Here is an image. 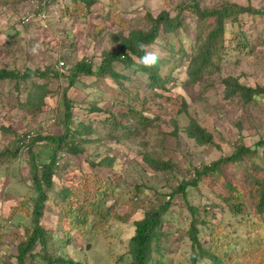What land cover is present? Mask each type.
Listing matches in <instances>:
<instances>
[{
	"label": "rangeland",
	"instance_id": "374dc122",
	"mask_svg": "<svg viewBox=\"0 0 264 264\" xmlns=\"http://www.w3.org/2000/svg\"><path fill=\"white\" fill-rule=\"evenodd\" d=\"M224 1L263 13L244 12L226 19L219 58L193 80L189 75L193 60L216 24L213 16L199 19L188 4L215 9ZM161 12L178 17L180 24L176 30L160 28L146 44L160 54L156 83L132 59L134 64L128 67L115 60L109 63L122 76L83 75L69 86L76 62L87 60L97 70L104 57L118 53L126 39L134 45L140 33L150 30L147 14L155 17ZM2 68L51 69L60 76L35 79L44 83L46 93L39 92L33 105L27 104L29 83L19 82L16 91L14 80H0V264H18L17 244L31 227L25 209L33 206L36 196L28 148L23 146L12 154L16 138L25 132L31 137L60 132L64 92L73 102L75 124L82 122L91 129L77 139L80 152L63 151L40 222L47 231V254L80 264H126L131 258L134 221L191 180L195 168L232 153L240 143L254 148L264 138V93L246 103L239 94L230 95L224 83L233 78L264 89V0H95L85 17L71 9V0H0ZM191 119L212 134V144L198 143L188 134ZM33 150L41 162L52 153L44 140ZM145 157L170 161L172 168L155 170ZM246 168L252 180L261 179L264 185V147H257L256 153L239 163L223 164L218 180L213 174L204 176L196 186H187L186 198L180 192L170 198V206L161 216L159 236L153 241L157 244L153 257L159 264H191L194 246L189 234L194 218L204 247L215 245L212 231L218 236L226 234L231 243L263 234L262 228L252 226L248 232V225L264 227V220L251 213L250 190L254 187L250 189L245 179ZM86 175L101 180L100 188L91 186L101 211L78 226L66 213V205L59 202V192ZM226 181L239 182L243 193L248 192L243 215L230 213ZM188 204L198 209L195 217ZM126 212L132 213L127 221L117 218ZM40 249L37 245L34 251L41 253ZM228 262L264 264V255ZM25 264L48 263L41 257L26 256ZM196 264L213 263L201 257Z\"/></svg>",
	"mask_w": 264,
	"mask_h": 264
},
{
	"label": "trees",
	"instance_id": "16d2710c",
	"mask_svg": "<svg viewBox=\"0 0 264 264\" xmlns=\"http://www.w3.org/2000/svg\"><path fill=\"white\" fill-rule=\"evenodd\" d=\"M45 1V0H44ZM95 0H71V9L79 12L81 17H85L90 7L94 4ZM190 9L198 16L199 19H204L207 16H213L216 26L210 30L205 37V41L198 51V55L193 60V67L189 70V75L193 80L198 79L204 73V69L210 68L214 60L219 58L218 49H222L223 45L219 42L221 34L223 33V25L226 19L237 17V15L244 12L262 14L263 10L255 9L250 6H243L235 2L224 1L220 4V7L215 9H201L197 3L188 4ZM178 16V15H177ZM147 20L150 23V30L147 33H140L136 43L142 41L145 44L154 40L158 30H176L179 27L180 22L178 17L169 18V15L165 12H161L157 16L147 14ZM135 43V44H136ZM247 42L244 43L246 45ZM128 38L125 40L123 46H121L118 53H108L102 60L101 65L97 70H94L91 63L87 60H80L74 64L70 72V84L73 86L79 76H94V77H118L122 74L111 70L109 63L113 60L123 63L126 67L134 64L132 58L128 53L135 54L137 58L143 55L138 51ZM140 64V63H138ZM141 69L148 72V76L151 81L155 83L159 80L157 69L154 67H144L140 64ZM50 75L59 77L60 74L57 71L47 69H0V80L9 79L15 81L14 89L19 91L20 83L27 82L30 84L28 89V105H33V102L37 101L36 96L46 93L44 89V83L37 82L36 78H45ZM225 86L228 89L230 95L239 94L244 102L249 103L254 96L264 93V89L261 87H252L238 83L233 78H226ZM46 84V83H45ZM64 102V117H63V129L58 133H50L47 135L37 134L35 137H31L27 134L21 133L16 138V148L12 151V154H16L21 147L26 146L28 148L30 177L32 181V187L36 191L33 206L26 208L25 212L31 216V227L27 229L24 239L17 244V261L18 264H25L26 256L34 259L41 257L48 264H80L72 260H65L60 256H51L47 254V231L42 226L40 220L43 216L44 205L47 200V193L53 186V177L59 164L60 158L64 156V150L68 153H78V137L84 132H90V125L78 122L75 124L73 115V102L67 93H63ZM41 102V99H39ZM188 134L201 144H212L213 136L210 132L200 126L194 119L190 120L188 127ZM28 140V142H26ZM46 141L52 149V153L45 162H41L35 154L33 148L38 141ZM254 148L246 146L240 143L230 154L222 155L218 159L204 164L199 168L194 169V176L191 180L186 181L184 184L178 185L172 192L169 193L168 199L160 204L155 209L147 210L143 217L134 221L133 234L130 237L131 248H129V254L131 258L126 264H159L160 260L153 257V248L157 244H153V241L159 236V227L161 216L163 212L170 206L171 199L176 193H181L186 198V187L189 185L196 186L204 176L216 175L215 180H218V175L222 172V165L226 163H239L244 159L246 155L254 154L257 152V147H264V138L258 140L254 144ZM2 157V152H0ZM58 158V160H57ZM147 158V159H146ZM146 163L155 170H171L172 165L170 161H162L145 157ZM62 161V158H61ZM245 179L250 183V199L253 207L252 215H254L261 222L264 220V185L261 179L252 180L250 170L246 168ZM94 178V179H93ZM91 179V181H90ZM93 179V181H92ZM214 180V181H215ZM101 180L97 177H91L86 175L76 185H68L60 193V201L66 205V213L73 219L74 224L84 226L89 217L94 218L101 211L96 201L95 188H100ZM242 184L239 182L226 181L224 187L227 192V205L230 213L233 216L243 215L247 208V194L243 193ZM247 191L249 188L247 187ZM186 201V200H185ZM190 213L195 217L198 213V209L193 205L188 204ZM132 213L126 212L125 214L118 216L121 221H127L131 217ZM94 219H92L93 222ZM95 223V220L93 224ZM196 219L190 223V239L194 250L191 254V264H196V261L201 257H207L213 264H228V261L235 259L251 260L254 258H262L264 255V227L260 224L248 225V232H251V226L257 229L262 228L263 234L259 233L253 238L240 239L234 243H231L229 237L226 234H218L212 231L210 238L214 240L215 245L213 247H204L197 236ZM92 227L94 228L95 225ZM213 235L216 237L213 238ZM37 245L41 247V253L35 252L34 249ZM231 245V246H230ZM224 250V252H223ZM228 260V261H227Z\"/></svg>",
	"mask_w": 264,
	"mask_h": 264
},
{
	"label": "clouds",
	"instance_id": "9594fccd",
	"mask_svg": "<svg viewBox=\"0 0 264 264\" xmlns=\"http://www.w3.org/2000/svg\"><path fill=\"white\" fill-rule=\"evenodd\" d=\"M135 47L138 51L143 53V55L139 58L132 56L131 53H128V55L132 56V59L135 62L142 64L144 67H154L158 63L160 54L157 50L151 49L142 41H138L135 44Z\"/></svg>",
	"mask_w": 264,
	"mask_h": 264
}]
</instances>
